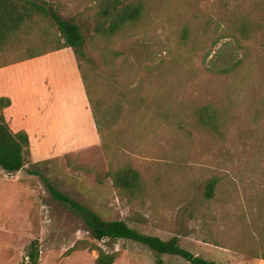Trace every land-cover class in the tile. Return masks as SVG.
I'll return each mask as SVG.
<instances>
[{"label": "rangeland", "instance_id": "rangeland-1", "mask_svg": "<svg viewBox=\"0 0 264 264\" xmlns=\"http://www.w3.org/2000/svg\"><path fill=\"white\" fill-rule=\"evenodd\" d=\"M51 1L86 34L102 132L72 48L0 70L4 92L18 99L5 119L30 137L24 168L12 176L0 169V264H32V249L37 264H95L98 251L75 248L80 241L118 251L115 264H158L143 244L95 239L41 175L105 220L178 236L214 264H264V0H119L143 2L146 13L116 36L97 31L108 0ZM41 32L0 48V63L49 48ZM240 59L235 73H220ZM206 104L220 115L218 130L197 124ZM128 163L151 182L146 199L132 204L107 176ZM213 176L219 186L208 201Z\"/></svg>", "mask_w": 264, "mask_h": 264}, {"label": "trees", "instance_id": "trees-1", "mask_svg": "<svg viewBox=\"0 0 264 264\" xmlns=\"http://www.w3.org/2000/svg\"><path fill=\"white\" fill-rule=\"evenodd\" d=\"M146 8L143 2L120 4L119 0H108L102 8L97 31L103 35L116 36L126 32L143 19ZM103 19V20H102ZM36 28L41 29L40 38L48 41L50 47L38 52H31L29 55L0 63V68L15 64L19 61L32 59L44 54L53 53L66 48H72L77 60L78 69L89 99L93 117L99 126V115L104 102L96 95L94 89V77L90 68V55L87 50V37L81 26L73 19L63 15L60 8L51 0H0V48L21 46L29 36L36 34ZM242 36L250 39L253 30L243 26L238 29ZM250 31V35L247 33ZM236 37V36H235ZM237 42L241 40L236 37ZM242 59L233 61L228 68L221 70L223 73H235L242 65ZM12 105L9 96L0 97V169L6 173H17L26 165L30 154V137L26 130L13 132L7 123L4 110ZM197 124L206 130H218L220 115L214 106L206 104L200 108ZM107 176L111 179L118 197L128 204L143 201L146 199L151 187L142 171L132 164H125L121 167H112ZM47 190L51 196L66 205L71 212L76 214L92 232L98 241L109 243L116 240H129L143 244L152 249L159 257L158 264H163V255L179 256L190 264H214L212 261L193 254L182 247L178 236L170 239H163L156 235L143 233L130 226L124 220H105L93 208L83 204L77 199L60 191L50 180L41 175ZM219 178L213 176L205 184L204 196L208 201L214 199ZM80 241L75 248H87L98 251L95 264H115L119 252H108L98 244ZM32 264L39 260L38 249H32L29 254ZM264 259V253L259 257Z\"/></svg>", "mask_w": 264, "mask_h": 264}, {"label": "crops", "instance_id": "crops-1", "mask_svg": "<svg viewBox=\"0 0 264 264\" xmlns=\"http://www.w3.org/2000/svg\"><path fill=\"white\" fill-rule=\"evenodd\" d=\"M6 68H7V67H2V68H0V70L6 69ZM6 87H7V86L4 87V83H3V85L0 84V92H3V93H0L1 96H9V97L12 99V105H11V106H13V105L16 106V103H17V101H18L17 96H15V95H13V94H11V93H5L4 90L6 89ZM1 96H0V97H1ZM11 106H10V107H11ZM10 107H9V108H10ZM9 108H6L5 110L7 111ZM5 110H4V111H5ZM17 110H19V108H17ZM26 129H27V128H26ZM24 130H25V129H24ZM27 130H28V129H27ZM27 130H26V131H27ZM259 260L264 262V259H262V258H260Z\"/></svg>", "mask_w": 264, "mask_h": 264}, {"label": "water", "instance_id": "water-1", "mask_svg": "<svg viewBox=\"0 0 264 264\" xmlns=\"http://www.w3.org/2000/svg\"><path fill=\"white\" fill-rule=\"evenodd\" d=\"M10 176H12L13 174L12 173H9Z\"/></svg>", "mask_w": 264, "mask_h": 264}]
</instances>
